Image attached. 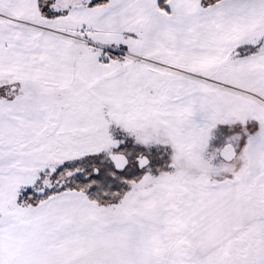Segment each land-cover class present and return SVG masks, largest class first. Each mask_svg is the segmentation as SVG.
<instances>
[{
    "label": "snow or ice",
    "instance_id": "6c2138e0",
    "mask_svg": "<svg viewBox=\"0 0 264 264\" xmlns=\"http://www.w3.org/2000/svg\"><path fill=\"white\" fill-rule=\"evenodd\" d=\"M0 264H264V0H0Z\"/></svg>",
    "mask_w": 264,
    "mask_h": 264
}]
</instances>
